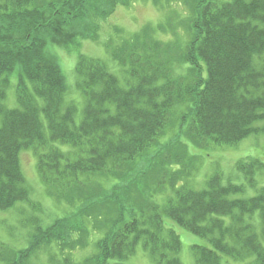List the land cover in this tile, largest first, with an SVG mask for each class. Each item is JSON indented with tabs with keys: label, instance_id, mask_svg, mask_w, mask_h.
I'll return each instance as SVG.
<instances>
[{
	"label": "trees",
	"instance_id": "1",
	"mask_svg": "<svg viewBox=\"0 0 264 264\" xmlns=\"http://www.w3.org/2000/svg\"><path fill=\"white\" fill-rule=\"evenodd\" d=\"M115 1L109 2L110 9ZM103 2L0 0L1 210L28 197L18 157L23 148L36 154L45 188L63 193L98 174L128 182L122 180L150 156L174 121L183 129L177 138L184 132L201 147H232L264 134V15L259 12L264 0H193L184 18L189 39L173 46L175 58L141 49V32L113 45L110 55L125 73L122 79L103 59L80 55L74 68L83 98L79 119L76 104L66 99L64 75L47 39L80 20L105 19ZM82 29L88 38L97 35L95 28ZM17 64L21 69L16 72ZM176 64H187V71H176ZM14 72L15 104L9 107L6 90ZM163 158L154 163L161 166ZM263 168L259 158L240 159L235 163L240 181L215 172L200 189L175 185L180 169L170 171L173 193L163 205L150 201L139 206L130 200L127 206L120 189L103 193L117 205L118 220L112 231L98 236L95 253L81 264H124L137 243L154 264H182L180 237L165 218L207 240L208 245H191L194 264H264V185L256 177ZM167 180L164 174L160 184ZM75 227L76 233L89 235L83 220ZM30 240L18 250L17 264L26 259Z\"/></svg>",
	"mask_w": 264,
	"mask_h": 264
},
{
	"label": "rangeland",
	"instance_id": "2",
	"mask_svg": "<svg viewBox=\"0 0 264 264\" xmlns=\"http://www.w3.org/2000/svg\"><path fill=\"white\" fill-rule=\"evenodd\" d=\"M110 1L105 0L100 5L108 9L105 19L97 17L87 22L78 19L81 22L69 28V31L64 34L60 31L61 35L54 34L47 39V48L57 56L64 75L66 99L76 104L79 119L83 98L76 84L74 68L80 55L103 59L109 69L122 79L125 73L110 55L113 45L119 46L122 41L141 32L138 35L141 49L154 51L157 49L165 52L171 59L176 57L173 46H183L189 39L188 21L184 18L189 7L192 8L193 0H157L158 2L116 0V5L112 9L108 7ZM53 4H56V1ZM59 6L61 4L57 5V8ZM83 26H88L90 30L95 28L97 35L86 37ZM167 43L172 46L168 45L167 48ZM261 57L264 58V53ZM185 67L187 71V64L174 66L178 72H183ZM19 68L20 65L15 71L17 72ZM16 72L11 75L6 90L5 103L9 107L15 104ZM180 131L183 129L175 121L174 125L166 127L150 156L146 155L145 159L138 161V165L122 180L128 182L119 183L111 176L107 178L98 174L85 178L79 186L63 193L45 188L37 174V158L33 149H21L18 157L30 190L27 199L16 202L8 209H0V264H17V252L29 244L30 238L26 259L20 264H58L61 261L64 264H81L86 258H91L96 251L98 236L106 229H112L113 222L118 220L117 205L106 196H102L103 193H110L111 189L121 190L119 193L127 206L130 200L132 204L139 206H146L150 201L163 205L173 193V186L169 181L170 171L180 169L181 180L175 185H189L200 189L205 186V179L215 172H221L235 181H240L241 176L235 169L237 160L251 157L264 161V134L250 135L232 147L214 145L201 147L195 145L184 132L177 138ZM179 142L181 143L178 144ZM158 158L164 160L161 166L157 165L160 161L154 163ZM262 172L256 175L259 185H264V168ZM164 174L168 180L160 184ZM108 181L109 184L106 185ZM136 182H140L141 185L137 187ZM96 183L100 186L96 187ZM132 183H135V188L132 187ZM252 193V189L247 192L248 195ZM92 197L93 202L85 203L82 209L81 204ZM96 200L101 202H95ZM85 214L90 218L84 217ZM82 220L89 235L76 233L75 226ZM165 225L174 229L180 237L179 256L182 264H194L191 245H208L207 240L191 234L169 218H165ZM124 264L154 263L149 254L137 243L133 254L124 261ZM223 264L242 262L232 260L224 261Z\"/></svg>",
	"mask_w": 264,
	"mask_h": 264
},
{
	"label": "bare ground",
	"instance_id": "3",
	"mask_svg": "<svg viewBox=\"0 0 264 264\" xmlns=\"http://www.w3.org/2000/svg\"><path fill=\"white\" fill-rule=\"evenodd\" d=\"M259 12H260V16H261V18L263 17V15H264V5H261L260 7H259ZM263 44V43H262ZM261 44V45H262ZM20 64H17V66H19ZM22 173H23V171H22ZM24 175V174H23Z\"/></svg>",
	"mask_w": 264,
	"mask_h": 264
}]
</instances>
